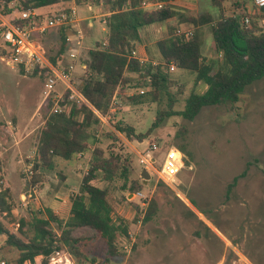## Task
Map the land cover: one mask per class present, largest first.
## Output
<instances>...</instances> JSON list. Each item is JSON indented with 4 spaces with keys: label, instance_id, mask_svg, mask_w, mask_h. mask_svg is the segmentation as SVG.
Segmentation results:
<instances>
[{
    "label": "rangeland",
    "instance_id": "obj_1",
    "mask_svg": "<svg viewBox=\"0 0 264 264\" xmlns=\"http://www.w3.org/2000/svg\"><path fill=\"white\" fill-rule=\"evenodd\" d=\"M171 3L186 15L211 13L217 16L212 0H173ZM70 7L76 9L79 24L76 30L67 31V36L73 35L74 42L68 41L66 51L69 55L71 51L77 55L71 69L73 78L77 79L83 72L82 60L88 50L96 42L104 41L107 32L102 11L100 13L97 7ZM89 22H92V27H89ZM169 23H156L141 29V43L146 45L145 55L149 60H161L155 42L167 36L168 26L183 30L190 28L179 24L177 19ZM78 30L81 31L80 38L75 32ZM199 32L203 56L216 59L209 26L199 28ZM54 33L56 39L52 37ZM59 36L60 32L53 29L43 36H35L34 43L46 56L55 55L61 47ZM60 63L66 65L64 61ZM170 78L176 87H185L184 94L175 105L176 111L184 109L186 98L191 93L202 95L208 88L203 82L195 83L197 73L193 71L175 68L170 71ZM43 82L38 75L12 70L0 58V159L4 169L3 185L10 188L16 205L11 215H3L1 219L10 231L17 234L20 219L29 218L31 213L39 210L45 212L44 208L53 201L51 196L41 201L33 192L27 191L26 180L21 177V173L29 177L35 137L44 124L40 113L41 106L45 105ZM141 90L145 88L133 85L126 97L140 94ZM57 91L62 92L63 87L59 86ZM166 106L165 101L136 105L124 98L114 112V122L132 126L136 133H146L157 112L165 110ZM14 122L18 124L19 131L29 134L17 145L13 141L16 134ZM183 126L188 128L184 138L178 136ZM7 128H11L9 132ZM109 128L105 121L98 136L103 148L112 144L107 136L111 132ZM117 135L133 160L134 178L141 179L145 187L142 192L125 194L126 198L119 191L113 194L116 215L132 224L129 238L122 240L125 254L111 259L109 264H264V78L247 86L234 107L229 103L204 107L191 122L180 116L166 118L142 142H129L124 136ZM150 144H156L158 150L152 153L155 170L150 172L151 178L145 182L141 177L143 167L139 158ZM181 144L186 146V151L179 148ZM91 154L92 151L85 158L72 161L55 158L51 171L62 174L75 167L80 176L72 174L74 178L70 188L77 192L82 177L87 173ZM246 170V175L239 179L227 198L228 185ZM94 184L104 185L99 180ZM60 193L64 195L63 189L56 192L57 195ZM138 193L142 197L135 196ZM152 199L159 209L155 218L145 224L143 212ZM134 204L141 209L136 222ZM74 233L85 238L81 245L88 257L98 262L105 259V244L100 238H95L92 230L83 228ZM4 243L5 236L0 235V259L7 264H15L18 251L5 247ZM65 256L69 259L66 264H76L70 255ZM64 260V254H55L50 263L65 264Z\"/></svg>",
    "mask_w": 264,
    "mask_h": 264
},
{
    "label": "trees",
    "instance_id": "obj_2",
    "mask_svg": "<svg viewBox=\"0 0 264 264\" xmlns=\"http://www.w3.org/2000/svg\"><path fill=\"white\" fill-rule=\"evenodd\" d=\"M173 0H0V13L4 16L14 12L34 11L44 7L64 3L68 12L71 5L99 7L104 14L107 35L102 42H96L82 60V74L75 79L77 88L86 103L63 102L62 110L51 112L53 103L41 106L44 123L36 136V151L32 160V175L26 178V190L34 195L41 194L43 174L41 169H51L53 160L60 158L72 161L85 158L92 151L87 173L82 177L79 190L71 199L70 217L60 219L51 210L31 213L29 218L19 220L18 234L10 231L2 221L3 215H11L16 208L12 192L3 181V165L0 159V235L5 236V247L18 251L15 264L30 262L41 257V264H50L53 255L65 252L76 260V264H109L111 259L125 254L122 244L130 235L132 222L116 215V199L113 194L126 195L142 192L145 185L134 178L132 158L125 152L122 140L129 142L149 138L166 118L180 116L193 121L207 106L229 103L234 107L247 86L264 78V7H256L252 0H212L217 16L211 13L186 15L171 3ZM144 2H162V8H145ZM14 4V5H13ZM244 17L249 23L244 24ZM177 19L186 24L192 32L178 34V28L168 26L167 36L155 44L161 60L141 62L133 56L141 44L142 28L166 23ZM26 25L29 21L15 20ZM209 26L216 59L210 60L202 54V37L199 28ZM69 27L59 28L61 47L55 55H45L54 65H62L67 49ZM197 73L196 84L203 82L207 91L191 93L181 111L175 110L184 85L176 87L170 78V67ZM133 85L145 88L140 94L126 97ZM174 92L172 91L174 88ZM118 97L120 107L124 98L127 102L140 105L166 102V109L159 110L152 126L146 133H136L132 126L114 122L112 101ZM108 122L111 132L107 136L112 144L103 148L98 136L104 122ZM188 128L183 126L178 136L185 137ZM113 133V134H112ZM111 135V136H110ZM113 135V136H112ZM186 151V146L179 145ZM80 173V172H79ZM247 170L235 177L227 187V198L231 195L240 178ZM99 180L103 186L94 184ZM126 194V195H125ZM136 210L134 222L141 209ZM158 204L150 200L145 211L144 223L153 220L158 212ZM89 228L95 238L105 244L106 257L102 262L91 259L82 250L85 238L74 232Z\"/></svg>",
    "mask_w": 264,
    "mask_h": 264
},
{
    "label": "built area",
    "instance_id": "obj_3",
    "mask_svg": "<svg viewBox=\"0 0 264 264\" xmlns=\"http://www.w3.org/2000/svg\"><path fill=\"white\" fill-rule=\"evenodd\" d=\"M256 7H264V0H252ZM145 8H162L165 4L162 2H144ZM15 20L29 21L22 26L14 23ZM244 24L249 23V18L244 17ZM79 19L75 8H71L68 12L64 9L55 12L47 17L41 16L34 11L14 12L11 15L4 16L0 13V58L5 60L12 70L23 73L25 75H38L43 79L44 98L43 103L51 101L53 107L51 112L58 109L62 110L61 103H86L85 98L77 88L76 80L73 78L71 69L72 65H54L45 54L34 43L35 36H43L53 28L69 27L72 30L78 28ZM77 36L81 37V31H75ZM178 34L185 33L191 36L192 32L178 28ZM137 57V52L133 53ZM69 58L75 61L77 55L71 52ZM140 61L147 60L139 58ZM175 69L174 66L170 70ZM63 87L62 92H58L57 88ZM143 93V92H141ZM119 104L118 97H114L112 101V112H116ZM158 150L156 144H150L149 149L140 154L139 163L149 173L154 171L155 159L152 153ZM29 177L32 171L28 172ZM135 196L142 197L141 193ZM145 212H143L142 220ZM60 253H57L59 255ZM0 264H7L6 261L0 259ZM52 264V263H50Z\"/></svg>",
    "mask_w": 264,
    "mask_h": 264
},
{
    "label": "crops",
    "instance_id": "obj_4",
    "mask_svg": "<svg viewBox=\"0 0 264 264\" xmlns=\"http://www.w3.org/2000/svg\"><path fill=\"white\" fill-rule=\"evenodd\" d=\"M64 8H65V4L64 3H58L56 5H52V6H48V7H44V8L38 9L36 11H37V13L39 15L44 16V17H47V16H49V15L55 13V12L61 11ZM88 8L89 9H92L93 7H88ZM97 8L100 10V13H101V8H99V7H97ZM104 16H105L104 14H101V17L102 18H104ZM169 22H166V23H169ZM103 23H104V19H103ZM169 24H171V23H169ZM88 25H89V27H92L93 26L92 22H89ZM53 29H57L59 31V28H53ZM53 29H51V30H53ZM52 37H54V38L57 37L56 36V33L52 34ZM59 39H60V36H59ZM73 39H74L73 38V35H69L68 34L67 41H69V43L72 44L74 42ZM71 52H74V51H71ZM136 52H137V57L138 58L145 59L147 61L149 60L147 58V55H145L147 53L146 45H143L141 43L138 46ZM65 54H66V57H64L65 64L66 65H72L73 66L74 64H73V61L70 60V58H69L68 50L65 52ZM158 62L159 61H154V63H158ZM10 129L11 128H9V129L7 128L6 131L9 132ZM13 130L16 131V134L13 135V141H14V143L16 145L19 144L20 142L24 141L28 137V135H29V134H25L24 132H22L21 129L19 131V126H18L17 123L15 124V122H14ZM35 143H36V137H35ZM35 151H36V146L33 149L34 155H35ZM34 155H33V158H34ZM54 163H55V159L53 160V166H54ZM51 169H41L40 170L41 174H43V179H44L43 180V187H42V190H41V194H36V196L41 201H43V199L46 198L47 196H51V198H52L53 201H52L51 205L48 206V207H45L44 210L49 209L57 217H59L60 219L67 220L70 217V209H71V199H70V197L73 194H76L78 192V191L75 192V189L72 190L73 188H70L71 181H72V177H73L72 174L76 173L78 176H80V173H79V171L75 167L71 168L70 171L67 172V173H63L62 172V174L59 171L52 172ZM3 172H4V169L2 171V175H3ZM3 182H5L4 176H3L2 183ZM6 188H9V187H6ZM59 189H63L64 195L61 194V193H60V195L59 194L58 195L56 194V192L59 191ZM66 189H67V191H66ZM39 211H41V210H39ZM81 229H83V228H81ZM74 235H75V233H74ZM60 254H64V259H65L63 261L64 263L67 262V261L69 262L68 257L65 256V254H67V253L61 252ZM25 264H32V263L26 262ZM35 264H41V257H38L35 260Z\"/></svg>",
    "mask_w": 264,
    "mask_h": 264
},
{
    "label": "water",
    "instance_id": "obj_5",
    "mask_svg": "<svg viewBox=\"0 0 264 264\" xmlns=\"http://www.w3.org/2000/svg\"><path fill=\"white\" fill-rule=\"evenodd\" d=\"M141 177L145 182H147L151 178V174L146 169H143L141 172Z\"/></svg>",
    "mask_w": 264,
    "mask_h": 264
}]
</instances>
